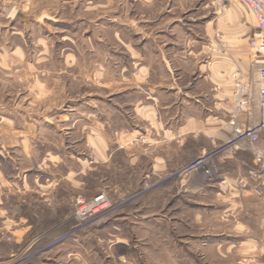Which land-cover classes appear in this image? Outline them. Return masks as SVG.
I'll use <instances>...</instances> for the list:
<instances>
[{"label":"crops","instance_id":"0c3cea01","mask_svg":"<svg viewBox=\"0 0 264 264\" xmlns=\"http://www.w3.org/2000/svg\"><path fill=\"white\" fill-rule=\"evenodd\" d=\"M201 1L2 0L1 26L7 28L17 20L26 26L33 21L36 27L46 23L60 27L48 29L47 33H57L59 41L66 43L58 55L63 70L43 69V75L47 77L42 82L39 80V84L47 97L55 90V85L51 86L52 80L57 84V91L64 87L70 90L72 79L68 72L75 71L80 76L74 80L80 81L81 88L86 89L79 99H71L65 105L66 109H54L53 113H62V119L58 121L71 122L70 130L79 128L86 151L92 153L98 162H104L110 147L105 132L106 106L113 108L116 117L126 118L127 112L128 128L119 126L115 129L112 143L120 149H131L133 146L138 148L141 140L147 142L151 152L159 147L161 159L152 163V168L168 173L184 167L186 160L182 155L186 154L187 147L192 146L193 154L200 156L210 152L215 144L232 137L231 73L235 67L245 72L251 66V59L242 48L248 31L242 27L236 34L231 29L226 30L229 32L230 52L221 54L208 50V43H214L213 24L207 15L201 14L205 10V7L201 8ZM229 5V10L236 9L237 20L241 10L249 12L237 1H231ZM32 9L37 10L36 13L29 14ZM192 10L194 13L187 19L191 23H188L185 14ZM226 17L224 26L226 21L231 22ZM11 35L22 40L19 31L11 32ZM46 37L40 33L36 35L40 48L34 51V62L28 67H36L34 65L42 61L50 62L49 59L55 57L56 52L52 51ZM8 38L9 33L0 35L1 41ZM0 55L6 58V65L13 59L19 64H26L28 60L21 43L10 51L1 50ZM92 77L100 84L90 85ZM119 101L127 106V110L121 108ZM22 115L28 131L17 130L18 141L10 150L0 147V190L4 193L0 202H7L10 194L23 205L26 195L31 193L43 194L42 197L51 201L57 183L42 182L39 177L30 179L28 175L32 167L25 169L17 164V167L10 165L15 158L9 154L36 161L33 150L37 146L32 144V139L37 133L33 130H39L42 125H54V116L35 117L24 111ZM3 118L10 123L19 120L4 113ZM235 121L244 125L264 123V108L256 96L249 111L237 116ZM257 148L264 151V127ZM53 153L47 149L43 157L49 168L66 164L68 158ZM80 153L72 152L70 160L75 159L81 164ZM215 162L220 174L213 183H204L196 175L198 173L190 172L188 175L178 172L172 182L183 194L209 195L216 216L228 213L233 218L229 220V226H224V231L207 234L202 240L204 246L218 245V256L226 259L227 250L235 247L232 239L239 234L244 235L239 244L242 250L264 248V172L260 179L249 174L255 168L254 154L246 150L233 155L218 153ZM2 163L8 170L10 166L15 169L11 175ZM190 185L192 189H184ZM256 185L260 186V194L254 191ZM3 212L7 214L8 211Z\"/></svg>","mask_w":264,"mask_h":264},{"label":"rangeland","instance_id":"374dc122","mask_svg":"<svg viewBox=\"0 0 264 264\" xmlns=\"http://www.w3.org/2000/svg\"><path fill=\"white\" fill-rule=\"evenodd\" d=\"M201 3V8L205 7V12L203 8L201 14L207 15L213 24L214 43L209 42L207 45L211 52L223 54L231 51L229 32L226 30L231 29L236 34L240 27L247 29L242 48L250 57L251 66L245 72L239 67L234 70L250 75L253 70V51L250 47L255 29L253 16L243 9L237 20L236 9L229 10L230 3L220 10L210 0H202ZM2 8L0 0V35L9 33V38L5 42L0 40V51H10L13 46L21 43L28 60L26 64H19L13 59L6 65V58L0 55V147L10 150L11 145L18 141L17 130L28 131L23 122V111L35 117L53 114L54 125H42L39 130H33L37 133L32 139V144L37 146L33 150L36 161L14 153L9 155L15 158L10 165L17 167V164L25 169L32 167L28 175L30 179L39 177L42 182H55L57 185L51 201L42 197L43 194L31 193L26 195L23 205L17 202L16 196L10 194L7 202H0V264H264L262 246L255 250H242L239 247L244 235L237 234L235 239L231 237L235 247L229 252L227 250L226 259L218 256V245L204 246L202 240L207 234L224 231V226H229L233 218L228 213L216 216L209 195L196 194L195 197L193 193L183 194L172 183L178 172L186 175L189 172L198 173L196 175L200 176L202 182H208L200 170L192 169L191 166L200 157H208L206 159L217 166V154H212L211 150L195 156L190 146L186 154L182 155H185L186 160L182 169L170 170L168 173L157 167L153 169L152 163L161 159L160 148L151 152L147 142H140V138L138 148L133 146L131 149H120L114 145V130L119 126L121 129L128 128V114L126 112V118L116 117L113 108L106 106L109 110L105 111V132L109 136L110 147L105 161L98 162L84 148L80 140V129H68L72 126L71 122L58 121L62 119V113H53L55 108L66 109L65 105L71 99H79L85 91L86 87L81 88V82L74 80L78 79L80 73L68 72L72 79L70 90L64 87L57 91V84L52 80L51 86L55 85V90L49 97L45 96L46 91L39 84V80L42 82L47 77L43 75V69L49 70L51 67L63 70L58 55L66 43L59 41L57 33H47L48 29L60 27L56 28L51 23L36 27L33 21L26 26L16 20L8 24L7 28H2ZM36 11L29 10V14ZM193 13V10L186 11V22ZM225 16L231 20L226 21L227 27L223 24ZM16 31L21 33L22 40L11 35V32ZM38 33L47 35L46 39L56 54L53 59H49L50 62L42 61L40 66L34 65L36 67L32 68L28 66L34 62V51L40 48L36 41ZM89 83L100 84L93 77ZM123 107L127 110V106L121 103ZM3 113L18 117L19 120L10 123L1 119ZM47 149L54 152L53 155L68 158L66 164L49 168L43 158ZM75 151L82 152L79 154L81 164L69 158ZM11 167L8 170L4 166L9 175L15 170ZM192 188L191 185L184 187L186 190ZM3 195L0 190V197ZM101 196L107 205L104 209L80 215L79 208L82 205H91ZM5 209L7 214L3 212Z\"/></svg>","mask_w":264,"mask_h":264},{"label":"built area","instance_id":"2783aa9c","mask_svg":"<svg viewBox=\"0 0 264 264\" xmlns=\"http://www.w3.org/2000/svg\"><path fill=\"white\" fill-rule=\"evenodd\" d=\"M210 1L219 10L225 8L231 1H237L249 11L255 21V29L250 39V47L253 51L252 73L250 75L243 74L239 70H234L231 73L230 122L233 125V135L227 141L214 145L211 153L234 154L240 150L252 152L255 168L250 170L249 174L256 179H260L264 172V151L257 148V143L260 140V132L264 127V123L255 122L251 125H244L236 122L235 119L237 116L249 111L254 96L258 98L260 106L264 108V0ZM206 158H198L191 168L200 170L207 177L208 182H212L218 176L219 169ZM254 191L260 194V186L256 185ZM80 208L79 213L81 215Z\"/></svg>","mask_w":264,"mask_h":264},{"label":"bare ground","instance_id":"6f19581e","mask_svg":"<svg viewBox=\"0 0 264 264\" xmlns=\"http://www.w3.org/2000/svg\"><path fill=\"white\" fill-rule=\"evenodd\" d=\"M104 198L103 196L102 197H99L97 198L93 204L91 205H82L81 208H80V211H81V216H84V215H88L89 212L91 213H96L102 209H104L107 205L106 203L104 202Z\"/></svg>","mask_w":264,"mask_h":264}]
</instances>
